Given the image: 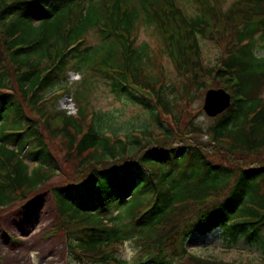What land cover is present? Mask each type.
Returning a JSON list of instances; mask_svg holds the SVG:
<instances>
[{
  "label": "trees",
  "instance_id": "1",
  "mask_svg": "<svg viewBox=\"0 0 264 264\" xmlns=\"http://www.w3.org/2000/svg\"><path fill=\"white\" fill-rule=\"evenodd\" d=\"M189 4L0 0V216L48 193L58 217L46 234L60 231L78 262L233 264L184 247L194 232L218 227L227 242L244 239L264 258V55L256 54L264 0ZM140 27L160 39L177 85L138 40ZM201 39L218 45L215 62H204ZM69 71L81 77L75 115L57 109ZM93 79L159 130L126 135L125 143L104 136L114 127L88 109ZM212 87L225 88L231 103L203 129L194 122L199 111L179 99ZM56 170L59 182L49 183ZM124 241L134 250L128 260L119 256Z\"/></svg>",
  "mask_w": 264,
  "mask_h": 264
},
{
  "label": "rangeland",
  "instance_id": "2",
  "mask_svg": "<svg viewBox=\"0 0 264 264\" xmlns=\"http://www.w3.org/2000/svg\"><path fill=\"white\" fill-rule=\"evenodd\" d=\"M181 1L184 3V9L190 11L192 8L189 4L190 0ZM224 1L229 2V0ZM32 18L37 20V13H33ZM155 35L151 29L140 27L138 40L149 43L153 53L156 54L157 63L162 64L164 67L167 82L177 85L180 78L176 75L167 56L164 53H159L161 41ZM88 40L94 41L90 35H88ZM200 45L204 62L209 64L215 62L216 57L220 54L218 45L204 39H201ZM256 54L263 56L264 48L257 50ZM67 75V85L70 86V91L58 100L57 109L71 111L73 103L70 95L73 96V91L77 88V82L81 78L76 72H69ZM93 81L96 85L90 91L88 109L100 111L104 113V116L111 117L110 125L115 128H113V131L116 134L124 136L136 132L138 129L145 133L149 130L155 132L159 130L138 106L126 102L123 97L117 98L109 91L108 87L103 85L102 81H96L95 79ZM203 99L204 93L199 95L198 92H195L189 95L188 99L180 98L179 102L181 104H179V107L183 109V104L195 110L193 112L199 111L194 122L206 129L213 122L214 117L207 116L202 110ZM109 130H112L111 127ZM52 150H55V156L61 155L55 144L52 145ZM26 162L29 169L36 165V161L26 159ZM59 179V170H56V173L48 181L49 183H57ZM137 191L138 188L133 192L135 197L140 199V196H142L144 199V195L137 193ZM148 195L146 196L148 197ZM133 203V200H129L126 203L119 204V206L126 210ZM27 204L29 205H27L26 211L15 212L19 209V204H15L17 207L5 210L0 216V264H69V261L75 264L74 260L69 257L67 240L60 231L52 235H44L58 217L49 194L42 192ZM14 237H18L19 241H15ZM224 238L221 228H217L205 236L192 234L185 241V246L191 253L204 258L218 259L234 264L263 263V255L254 244L244 239H239L234 244H230ZM133 252L134 250L130 244L124 242L121 255L128 259Z\"/></svg>",
  "mask_w": 264,
  "mask_h": 264
},
{
  "label": "water",
  "instance_id": "3",
  "mask_svg": "<svg viewBox=\"0 0 264 264\" xmlns=\"http://www.w3.org/2000/svg\"><path fill=\"white\" fill-rule=\"evenodd\" d=\"M230 105V94L223 88L208 89L205 92L203 110L209 116H215Z\"/></svg>",
  "mask_w": 264,
  "mask_h": 264
},
{
  "label": "bare ground",
  "instance_id": "4",
  "mask_svg": "<svg viewBox=\"0 0 264 264\" xmlns=\"http://www.w3.org/2000/svg\"><path fill=\"white\" fill-rule=\"evenodd\" d=\"M26 258V256H24Z\"/></svg>",
  "mask_w": 264,
  "mask_h": 264
}]
</instances>
